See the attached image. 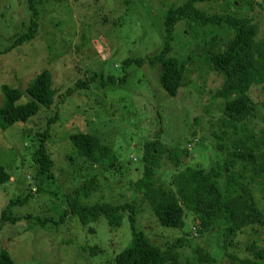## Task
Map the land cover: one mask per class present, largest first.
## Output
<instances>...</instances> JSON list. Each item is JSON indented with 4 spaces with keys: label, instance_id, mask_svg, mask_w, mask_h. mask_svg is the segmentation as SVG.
<instances>
[{
    "label": "rangeland",
    "instance_id": "1",
    "mask_svg": "<svg viewBox=\"0 0 264 264\" xmlns=\"http://www.w3.org/2000/svg\"><path fill=\"white\" fill-rule=\"evenodd\" d=\"M186 1L43 0L36 38L5 52L28 31L32 11L28 0H0V106L4 103L3 85L26 90L45 69L52 72L55 90L52 107L42 108L29 121L7 130L0 126V165L11 175L7 184L0 185V219L10 200L25 199L32 192L28 202L14 209L23 220L0 232V250H7L16 264H115L116 255L132 242L129 211L115 230L105 219L86 227L75 216L63 215L69 197L92 177L98 190L81 196L84 203L133 204L137 227L152 242L163 247L189 234L186 239L209 251L216 258L214 264H231L220 231L199 236L190 212H186L183 229L162 226L135 185L142 174L144 144L162 128V140L168 146L179 142L190 150V157L179 169L188 165L209 169L220 158L212 132L213 123L224 116L226 100L217 95L223 79L207 63L202 42L216 34L227 40L229 30L215 27L207 31L178 22L170 56L187 64L174 97L160 82L161 66L147 59L163 48L169 8ZM260 1L263 6L255 5L254 11L240 0H213L198 7L209 14L255 17L262 39L264 0ZM140 57L144 59L141 64L125 65L126 60ZM79 81L88 82V86H78ZM251 97L257 113L254 129L260 134L264 85L253 87ZM27 101L25 96L20 103ZM57 115L47 139L54 166L47 175L37 176L33 154L40 144L38 134ZM80 132L96 134L111 144L118 155L117 166L94 165L79 155L70 135ZM164 162L156 172L168 185L179 169ZM262 182L264 179L255 185V197L264 211ZM254 240L264 247V226H251L240 233L234 251L241 258L252 257L246 247ZM182 252L185 257L193 256L189 247Z\"/></svg>",
    "mask_w": 264,
    "mask_h": 264
},
{
    "label": "trees",
    "instance_id": "2",
    "mask_svg": "<svg viewBox=\"0 0 264 264\" xmlns=\"http://www.w3.org/2000/svg\"><path fill=\"white\" fill-rule=\"evenodd\" d=\"M42 1L28 0L32 11L28 31L20 35L5 52L36 38L40 29L39 5ZM208 1L213 0H187L183 5L169 8L165 19L163 48L160 53L147 59L152 65L161 66L160 82L167 93L174 97L182 86L187 64L170 56L178 22L185 21L190 28L207 31L215 27L229 30L227 40L216 34L202 42L207 51V63L223 79L217 95L226 100L224 116L213 123L215 128L212 132L220 158L209 169L191 165L179 169L190 157V150L181 147L179 142L168 146L162 140V128L160 133L158 131L153 139L144 144L142 174L135 185L147 199L151 211L162 226L181 230L186 225V212H190L194 216L192 222L199 236L221 232L225 256L231 264H264V247H259L255 240L246 247L252 257L241 258L234 251L235 240L240 233L251 226H264V211L255 197V185L264 179V127L260 129V134L256 133L253 124L257 118L256 103L251 97L253 87L264 85V38H259L261 27L255 17H240L231 12L209 14L198 7L199 3ZM240 1H246L249 11H254L255 5L263 6L260 0ZM143 60L141 57L130 58L125 65L134 62L141 64ZM78 86H88V82L79 81ZM2 90L4 103L0 106V126L4 130L18 122L29 121L42 108L48 109L54 104L53 75L48 69L37 74L26 90L11 88L6 84ZM25 96L28 101L20 103ZM57 118L58 115L49 119L45 131L38 134L40 144L33 154L37 176L47 175L53 169L54 160L47 139L49 126ZM70 139L78 154L87 161L94 165L117 166L119 160L114 147L105 143L100 136L80 132L72 133ZM164 160L179 169L168 185L156 172L165 164ZM10 179L7 169L0 165V185L7 184ZM97 190L96 178L92 177L75 191V195L69 197V208L63 215L75 216L86 227L105 219L115 230L122 226L124 213L129 211L132 242L116 255L115 264L215 263L216 258L200 243L186 239L185 236L189 234L163 247L152 242L145 232L138 229L137 212L133 204H88L82 201L81 196L92 195ZM29 197L10 200L2 212L0 232L4 226L23 220L14 209L28 202ZM186 247L192 250V257L184 256L182 249ZM0 264L16 262L3 249L0 250Z\"/></svg>",
    "mask_w": 264,
    "mask_h": 264
}]
</instances>
